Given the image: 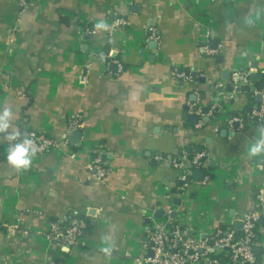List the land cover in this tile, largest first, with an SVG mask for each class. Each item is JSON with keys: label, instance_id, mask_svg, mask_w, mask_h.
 Instances as JSON below:
<instances>
[{"label": "crops", "instance_id": "1", "mask_svg": "<svg viewBox=\"0 0 264 264\" xmlns=\"http://www.w3.org/2000/svg\"><path fill=\"white\" fill-rule=\"evenodd\" d=\"M206 31L216 55L201 52ZM242 68L254 90L219 102L213 119L211 84L230 91ZM262 84L264 0H0V110L13 112L9 132L55 141L17 171L0 134V264H136L148 255L151 223L167 217L195 238L241 231L264 190V157L246 152L264 128L247 119ZM239 115L246 121L234 128ZM197 148L204 164L180 185L169 160ZM95 149L102 180L91 177ZM72 215L86 226L66 248L47 232ZM260 221L255 264H264Z\"/></svg>", "mask_w": 264, "mask_h": 264}, {"label": "built area", "instance_id": "2", "mask_svg": "<svg viewBox=\"0 0 264 264\" xmlns=\"http://www.w3.org/2000/svg\"><path fill=\"white\" fill-rule=\"evenodd\" d=\"M17 1L21 6L26 4V0ZM210 35V31H206L205 39L202 41L200 49L206 55H216L218 54L219 47L211 48L208 45ZM113 63L117 65L118 71L122 69V65L118 60H114ZM179 76L186 78L188 81H193L188 75L181 73ZM240 76L243 78L240 79ZM247 82L246 73L241 70L230 74L229 86L231 88L228 92L216 91L218 85L213 82L212 86H210L213 93L211 106L217 110L219 102L223 103L225 98L234 99L238 97L242 92V87ZM254 95H259L260 100L254 106L247 119L250 118L263 122L264 89L258 92L255 91ZM192 106L197 107L195 112L199 115L201 113L199 105L193 104ZM231 121L239 123V127H243L245 123L241 115L233 117ZM70 125L75 128L78 125L77 120H72ZM200 126L201 122H198L197 127ZM24 136L33 140V147L36 150L35 156H43L55 146L53 138L34 130H27L24 132ZM185 152L177 153L169 160L171 166L180 171L179 181L184 186L189 182V176L193 169L203 166L206 156V153L202 150L195 152L192 157H188L187 152ZM92 153L93 157L89 165L91 177L96 180H102L107 174L104 160L97 149L93 150ZM256 199L257 203L254 209L248 212L242 219L240 234L230 226L224 229H216L204 238H195L189 234L186 228H182L177 223L172 228H169V224L172 221L169 217L159 221L154 220L147 232L148 250L152 252V256L141 257L136 264H255L254 237L258 230L259 220L264 218L263 189L259 190ZM85 226V222L77 218L68 224L62 220L53 221L49 225L47 236L51 241L57 242L60 245L72 246L79 241ZM210 253L213 255L223 254L225 259L221 261V258L212 257ZM50 264L54 263L51 262Z\"/></svg>", "mask_w": 264, "mask_h": 264}, {"label": "clouds", "instance_id": "3", "mask_svg": "<svg viewBox=\"0 0 264 264\" xmlns=\"http://www.w3.org/2000/svg\"><path fill=\"white\" fill-rule=\"evenodd\" d=\"M98 27H106L100 24ZM13 112L10 108L0 110V134L10 142L6 160L17 171L27 170L32 165V159L36 155L33 140L27 136L21 137L19 131L9 132ZM247 155L251 158L264 157V128H261L255 138L247 145Z\"/></svg>", "mask_w": 264, "mask_h": 264}, {"label": "water", "instance_id": "4", "mask_svg": "<svg viewBox=\"0 0 264 264\" xmlns=\"http://www.w3.org/2000/svg\"><path fill=\"white\" fill-rule=\"evenodd\" d=\"M156 41H149V45L150 46H152V48L153 47H155L156 46ZM243 72H245V69L244 68H242L241 69ZM248 77H249V80L250 81H253L254 80V78L256 77V74L255 73H251L250 75H248ZM243 77L242 76H240V79H242ZM261 87H264V84H262V86ZM230 86L228 87V90H230ZM242 90L244 91V92H246V91H248V90H254V87H250L249 89L247 88V87H242ZM256 101H259L260 100V96L258 95V96H256L255 98H254ZM193 110H197V107H195L194 106V108H193ZM249 110H251V108L249 109ZM207 111H208V107H203L202 108V112L203 113H207ZM222 113L217 109L216 110V112L214 113V115H213V119H216L219 115H221ZM233 115L235 114V113H232ZM188 118L190 119V121L192 122V123H195L196 121H197V116L195 115V114H191V115H189L188 116ZM244 121H246V118L244 119ZM205 124V123H204ZM238 124L239 123H234V128H238ZM223 133H224V131H221V135H223ZM79 134H80V132H77V131H74V132H72V134L71 135H75L76 137L77 136H79ZM188 151L187 152H189V150L190 149H187ZM196 150V152H199L200 151V149H195ZM202 175H203V173H202V171H200V170H196V171H194V178H195V180H201L202 179ZM180 185L182 184V182H180L179 183ZM175 202H178V200L176 199L175 200ZM158 212H161V211H158ZM263 220L264 219H261V221L260 222H263ZM241 224L242 223H237L236 224V226L237 227H241ZM190 233H191V231H190ZM201 238H204V235H202L201 236ZM64 247H66V248H69V245H65ZM148 255L149 256H152V252L151 251H149L148 252ZM56 263H58V261H56Z\"/></svg>", "mask_w": 264, "mask_h": 264}, {"label": "trees", "instance_id": "5", "mask_svg": "<svg viewBox=\"0 0 264 264\" xmlns=\"http://www.w3.org/2000/svg\"><path fill=\"white\" fill-rule=\"evenodd\" d=\"M27 1V0H26ZM259 87V89H261V87H260V85H258ZM263 89V88H262ZM246 93H247V95L249 96L250 94H251V92H250V90H248V91H246ZM244 111H245V109H244ZM215 112H216V109H215ZM238 112V111H237ZM246 112V111H245ZM46 135V134H45ZM24 136V132L23 133H21V137H23ZM48 136V135H47ZM201 150H202V148H201ZM195 152H193V151H189V152H187V156L188 157H192V155L194 154ZM79 219V217H77V216H74V215H72V216H70L68 219H66L65 221H64V223H66V224H68L70 221H72L73 219ZM172 221H171V223L169 224V228H172V226L174 225V224H176L177 222L175 221V219L174 218H172L171 219ZM178 224V223H177ZM182 228H185V227H183L182 225H180ZM237 233L238 234H240L241 233V231H237ZM254 239H255V242L257 241V239H256V235H255V237H254ZM210 255L212 256V257H216V258H221L220 260L222 261L223 259H225V257L223 256V254H217V255H213L212 253H210Z\"/></svg>", "mask_w": 264, "mask_h": 264}]
</instances>
